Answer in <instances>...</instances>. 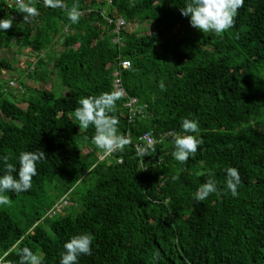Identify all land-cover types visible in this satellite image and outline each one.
Wrapping results in <instances>:
<instances>
[{"label": "trees", "instance_id": "1", "mask_svg": "<svg viewBox=\"0 0 264 264\" xmlns=\"http://www.w3.org/2000/svg\"><path fill=\"white\" fill-rule=\"evenodd\" d=\"M187 2L64 0L79 5L73 24L61 8L33 0L39 14L25 24L0 0V19L15 18L0 30V157L18 167L22 151L46 154L30 190L4 193L11 205H0V264H19L23 247L59 264L64 243L82 233L94 240L79 264H264V0H244L220 36L190 25L179 10ZM119 19L126 26L116 34ZM179 26L187 31L174 34ZM13 48L32 58L19 95L2 78L18 69L3 56ZM119 60L131 64L118 69L127 99L146 109L129 123L127 99L116 102L119 133L132 142L100 163L94 128L79 129L73 111L81 97L115 92ZM49 82L51 90L38 87ZM183 118L198 122L189 134L201 140L186 163L171 155L172 137L136 154L139 137L179 133ZM228 167L241 177L236 197L225 188ZM209 172L220 191L195 202ZM64 197L69 205L50 218Z\"/></svg>", "mask_w": 264, "mask_h": 264}, {"label": "clouds", "instance_id": "2", "mask_svg": "<svg viewBox=\"0 0 264 264\" xmlns=\"http://www.w3.org/2000/svg\"><path fill=\"white\" fill-rule=\"evenodd\" d=\"M44 4L47 7L61 8L73 24L78 23L82 15L78 4L70 8L65 5L64 0H44ZM243 5L244 0H188L186 5L179 10L182 16L190 18L189 23L193 28L202 33H215L220 36L234 27L235 17ZM15 6L16 11L23 14L22 23H30L39 14L38 9L33 6V0H15ZM14 19L11 16L0 19V30L4 32L10 30ZM159 87L162 91L165 90L163 81L159 83ZM119 99H121L119 92H103L99 95L81 97L77 101L78 107L73 111V117L78 121L79 129L87 130L90 126L94 128L91 143L105 154L122 152L125 147H129L127 146L130 143L128 137L119 133L118 118L112 115ZM181 129L179 133L169 134L173 144L171 155L176 161L186 163L190 156L196 154L201 143L195 135L189 134L199 132V124L195 120L183 118ZM152 152H155L154 147ZM144 155L149 156L150 154L145 152ZM10 159L11 157L7 155L0 157L4 168V174L0 175V205L6 206L11 205V199L4 193H21L30 190L32 179L37 175V163L46 159V154L42 150L22 151L19 153L18 167L10 163ZM224 171L226 174L225 188L231 192L233 197H236L238 186L242 182L239 171L234 167H228ZM208 176L209 178L193 194L195 202H203L209 195L220 191L214 173L209 172ZM177 179H179L178 176L173 177V180ZM62 201L67 202V197L60 202ZM93 240L94 236L88 233L70 237L63 245L59 264H79L78 258L81 255L92 254ZM17 254L19 264H43V256L34 253L28 247L19 249Z\"/></svg>", "mask_w": 264, "mask_h": 264}, {"label": "built area", "instance_id": "3", "mask_svg": "<svg viewBox=\"0 0 264 264\" xmlns=\"http://www.w3.org/2000/svg\"><path fill=\"white\" fill-rule=\"evenodd\" d=\"M5 2L7 3V5L9 7L15 6V0H5ZM108 22L110 24H112V20H108ZM115 24H116V30L114 33H116V34H118L119 31L124 26H126V24L121 19H119L117 22H115ZM114 42L120 43L121 41H120L119 37H117L114 40ZM130 66H131V64L129 61H127V60H121L120 61L119 60L117 63V66H116L117 69H115L114 74H113V76L115 78L114 82H113L114 90H115V92L121 93L122 99H127V95L123 89L122 80L120 78V71L118 69L128 70V69H130ZM10 84H11V82H10ZM123 107L128 110V114H129L128 121H129V123H132L133 120L135 118H137L138 116L143 117L144 110L146 109V107H140L139 106L138 100L136 98H128L127 101L124 103ZM170 133L171 132H167L164 135H159V139L153 138L152 134L142 135L141 137H139L137 139L136 143H134V149H135L136 154L140 157L146 156V155H144L145 152L149 153L151 151V149L157 143L163 141L164 138H166V137H168V138L171 137L169 135ZM126 136L128 137V139L130 141V143L127 146H130V144L132 142L131 137L128 134H126ZM115 153L116 152H113L111 154H105V153L100 151L98 153V157H97L98 161L100 163H103V162L111 163V159ZM161 163H162V159H158L157 166L160 165ZM140 167L142 170L144 169V162H141ZM67 205H68V203L66 201L60 202L48 213L49 217L53 218L56 214L61 213Z\"/></svg>", "mask_w": 264, "mask_h": 264}, {"label": "rangeland", "instance_id": "4", "mask_svg": "<svg viewBox=\"0 0 264 264\" xmlns=\"http://www.w3.org/2000/svg\"><path fill=\"white\" fill-rule=\"evenodd\" d=\"M150 29V26L148 27ZM187 30H186V27L185 26H179L177 27L175 30H174V34H177V33H185ZM17 49L16 48H13L11 50H5V52L3 53V56L11 61L13 58L17 60V62L13 65L14 68H18L17 70L14 69L13 73H4L2 78H4L6 80V82L8 83V85L10 86V89H13L12 92L16 95H19V94H22L23 93V90L22 89H19V80H23V77H26L28 74H27V62L32 60L30 54L31 52L29 51H26L24 53H19L17 54L16 53ZM60 51V49H57V53ZM56 53V54H57ZM42 56H44V54H42ZM55 56V55H54ZM51 67L52 65H49L46 67V69L48 71L51 70ZM25 72L24 76H21L20 78L21 79H18L19 75H22L23 73L21 72ZM25 81V80H24ZM11 82V84H10ZM26 84H34L31 80L27 79L26 80ZM39 88H42V89H46V90H51V82H49L48 84L46 85H40L38 86ZM21 107H25L24 105H21ZM85 153L88 152V151H84Z\"/></svg>", "mask_w": 264, "mask_h": 264}]
</instances>
